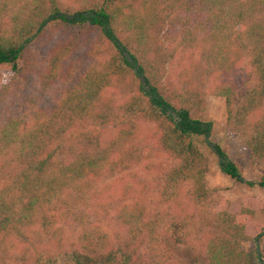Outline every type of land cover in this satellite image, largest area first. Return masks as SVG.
<instances>
[{
	"label": "trees",
	"instance_id": "trees-1",
	"mask_svg": "<svg viewBox=\"0 0 264 264\" xmlns=\"http://www.w3.org/2000/svg\"><path fill=\"white\" fill-rule=\"evenodd\" d=\"M261 4L92 0L71 7L62 0H0V66L10 71L0 81V103L10 89L35 86V93L24 92L28 106L20 115L0 120V264H184L180 245L196 250L193 264H251L243 243L260 240L264 221L249 206L231 212L212 202L207 160L195 141L211 122L189 115L201 107L202 92L175 83L167 65L175 57L199 65L200 82L210 80L211 91L223 97L226 128L264 161ZM197 6L203 16L190 22ZM55 13L71 17L42 24ZM164 24L171 31L158 34ZM38 41L45 46L40 56L31 47ZM118 81L130 84V93L119 103L105 102V91ZM95 121L118 127L110 144L91 149L85 141ZM137 121L152 124L143 140L165 154L163 162L143 168L154 169L153 190L146 182L137 189L131 171L143 158L134 140ZM209 149L229 178L264 187V172L244 180L217 144ZM102 170L130 174L120 180L118 202L102 207L112 210L118 229L107 232L78 216L76 238L65 249L59 221L71 211L69 194L84 199L89 180Z\"/></svg>",
	"mask_w": 264,
	"mask_h": 264
},
{
	"label": "rangeland",
	"instance_id": "rangeland-1",
	"mask_svg": "<svg viewBox=\"0 0 264 264\" xmlns=\"http://www.w3.org/2000/svg\"><path fill=\"white\" fill-rule=\"evenodd\" d=\"M62 1L66 6L71 7H77L85 2H92V0ZM260 6L262 9H260L259 12L262 13L264 12V4H261ZM202 9L203 6L200 8L197 6L196 9L190 13V17L192 18H189V21L191 20L190 22H195L198 17L203 16ZM174 23L175 21H172V23H170L171 26ZM169 26L170 25L168 24H164L163 27L157 29V33L163 34L170 32L171 30H169ZM201 27H203V24ZM153 30H156V26ZM53 34L54 37H56L58 31H55ZM31 39L32 37L28 38V41H31ZM203 45H205V48L208 46L207 42L202 43V46ZM31 47L33 51L40 56L43 53L45 46L38 41L32 43ZM176 58L177 57L173 58L167 65L168 70L170 71L169 74L174 76L173 79L176 80L175 83L178 81L180 84L181 82L182 86H188L189 88L199 86L198 88H200L202 92L201 107H199V109L195 107L190 109V117L211 122L208 134L205 137L202 135L196 136L195 141L198 150L203 153L207 160L208 169L205 173V183L211 190L212 202L215 204H221L231 212H236L242 206H249L253 208L255 219H262L264 221V187L261 188L256 185L248 186L245 183L235 181L222 173L218 166L217 156L214 152L210 151V147L207 145L206 141L215 143L221 148L228 159L237 166L244 180L256 181L260 179L264 172V161L253 158L248 149H246L241 142L240 136L226 128L223 97L216 95L211 91L210 84H212V82L210 83L209 79L208 82H200L201 68L198 67L199 65H196L195 63L189 64V62H186V58ZM184 68L188 69V75L180 72L184 70ZM9 75L10 71L7 67L0 66V81L7 80ZM224 79L225 77H222L220 81ZM130 91V84L118 81L105 91V102L108 101L112 104L119 103L120 100L124 99L130 93ZM24 92L35 93V86L30 87L28 84H23L22 88L10 89L4 93L0 103V120L6 115H20L25 110V107L28 106V101L24 100ZM87 124L88 122L86 121L85 125ZM135 124L137 127L135 131H138V134L134 140L139 144L138 148L143 150V152H141L143 158L131 167V171H135L136 176L138 177L137 182L139 183L136 184L135 187L138 189L140 183L146 182L149 184V190H153L152 178L154 169L146 171L143 168L146 165L152 168V165H156L157 162H163L165 154L162 150L152 144V142L143 140L152 124L145 123V121H137ZM93 125H95V128L97 129L93 135L85 141L87 143L85 145H87L88 148L96 149L110 144V141H113L118 127L115 123L102 124L95 121ZM144 155L148 157L145 158ZM126 172L127 171L125 170L111 174L102 170L97 177L89 180V189L85 187L87 196L84 199L80 200L79 197L76 198L74 193L69 194L72 203L71 211L67 216L64 215V218H60L61 220L59 221L61 224L60 226L62 227L63 248L67 249L76 238L79 229L78 216H84L87 222L99 225L107 232H115V230L118 229V223L114 219V215L111 214L112 210L105 212L102 207L108 208V206H113L114 203L118 202V198H120V180L130 175L129 172H127L128 174ZM129 198L132 197H127L128 200H130ZM113 199L116 200L114 201ZM149 202L150 201H147L143 204H149ZM98 204H102V206ZM25 235L26 233L19 239L22 244L27 240L25 239ZM257 242L260 250L259 259L261 260L264 257V234ZM243 247L249 250L251 254V264H264V261L263 263H260L255 256L253 241L243 243ZM177 248L179 260L184 264H193V261L197 256L196 250L190 246L184 245H180Z\"/></svg>",
	"mask_w": 264,
	"mask_h": 264
},
{
	"label": "water",
	"instance_id": "water-1",
	"mask_svg": "<svg viewBox=\"0 0 264 264\" xmlns=\"http://www.w3.org/2000/svg\"><path fill=\"white\" fill-rule=\"evenodd\" d=\"M61 15L64 16L65 18H70L71 17V15L65 14V13H55V14H52L51 16H49L48 18H46L45 20H43L42 24L45 23L50 17L61 16ZM37 29L38 28H36V30ZM35 31L33 33H35ZM121 51H122V54L126 57V59L128 61H130L129 56L126 54V52L122 48H121ZM139 80H140L141 84H144V80H143L142 76H140V75H139ZM171 114H173V113L171 112ZM206 143H207V145L210 148H212V143H210L209 141H206ZM254 247H255V256H256V258L259 260L260 263H263L264 257L261 260L259 259L260 250H259V246H258V242L256 241V238L254 239Z\"/></svg>",
	"mask_w": 264,
	"mask_h": 264
}]
</instances>
